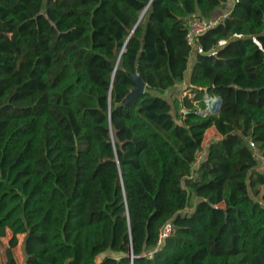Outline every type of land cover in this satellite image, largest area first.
<instances>
[{"label":"trees","instance_id":"16d2710c","mask_svg":"<svg viewBox=\"0 0 264 264\" xmlns=\"http://www.w3.org/2000/svg\"><path fill=\"white\" fill-rule=\"evenodd\" d=\"M228 1L0 0V264H264V0L187 40Z\"/></svg>","mask_w":264,"mask_h":264},{"label":"rangeland","instance_id":"374dc122","mask_svg":"<svg viewBox=\"0 0 264 264\" xmlns=\"http://www.w3.org/2000/svg\"><path fill=\"white\" fill-rule=\"evenodd\" d=\"M234 0H229V2L227 3V7L231 6L233 4ZM196 58V52L193 54L192 56V60H191V64H190V68L188 70V72L190 71V69L192 68V61ZM188 72L186 75L187 80H185L184 83L179 84L177 86H175L174 88L170 89L169 91H167L166 93H164V96L172 101L174 97H181L183 96V94H185V89L188 85ZM185 92V93H184ZM220 138V134L216 131V129L214 127L210 128L206 135H205V141H204V151H202L203 155L205 154V150L208 148L209 144L215 140H218ZM253 147V145H251ZM255 154L259 159V168L261 170H264V154L260 153L257 149L254 148ZM11 237V233L9 230H7L6 235L4 236V242H8L9 239ZM24 239H25V235H20L19 236V244L15 249L16 255L19 257V259L25 260V252H24ZM0 263H1V250H0Z\"/></svg>","mask_w":264,"mask_h":264},{"label":"built area","instance_id":"2783aa9c","mask_svg":"<svg viewBox=\"0 0 264 264\" xmlns=\"http://www.w3.org/2000/svg\"><path fill=\"white\" fill-rule=\"evenodd\" d=\"M229 14V12L224 13L216 18L212 19H204V18H199L195 17L192 18L190 23H189V30L187 33V40L188 42L195 46V42L197 38L205 33L207 30L210 28L216 26L219 22L225 19V17ZM203 157V153L201 152L198 156V161L201 160ZM173 231V224L172 222H168L162 229L159 235V245H161L166 238H168Z\"/></svg>","mask_w":264,"mask_h":264},{"label":"water","instance_id":"95a60500","mask_svg":"<svg viewBox=\"0 0 264 264\" xmlns=\"http://www.w3.org/2000/svg\"><path fill=\"white\" fill-rule=\"evenodd\" d=\"M134 80L137 84L136 89H134L132 92H130L123 100V102H128L132 100L137 95L143 94L146 90V83L142 79V76L139 72H137L136 76L134 77ZM112 255V250L108 249L105 252L101 253L99 258L101 260L105 259L106 257H109Z\"/></svg>","mask_w":264,"mask_h":264},{"label":"crops","instance_id":"0c3cea01","mask_svg":"<svg viewBox=\"0 0 264 264\" xmlns=\"http://www.w3.org/2000/svg\"><path fill=\"white\" fill-rule=\"evenodd\" d=\"M229 2V1H228ZM234 3H235V0H234V2H233V4L231 5V6H228L225 10H223L222 12L220 11V12H218L217 13V16L216 17H218V16H220V15H222V14H224V13H228V12H230L231 11V9L233 8V6H234ZM215 17V18H216ZM195 60H196V58L192 61V68H193V65H194V63H195ZM191 68V69H192ZM191 69H190V71L188 72V82H189V80H190V76H191ZM186 80H187V78H186ZM20 236V235H19ZM23 246H24V244H23ZM17 258H18V261L21 263V264H25V260H20L19 259V257L17 256Z\"/></svg>","mask_w":264,"mask_h":264}]
</instances>
